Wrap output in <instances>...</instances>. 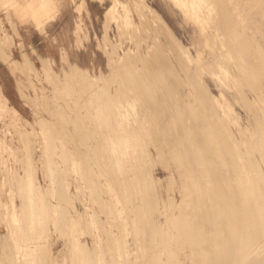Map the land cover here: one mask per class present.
<instances>
[{"label":"rangeland","instance_id":"374dc122","mask_svg":"<svg viewBox=\"0 0 264 264\" xmlns=\"http://www.w3.org/2000/svg\"><path fill=\"white\" fill-rule=\"evenodd\" d=\"M4 1H6V3ZM14 1H16V4H19V5L18 6H13L12 4L9 5L8 4L9 2L7 0H0V44L2 46V47L0 46V202H1L0 203V264H28L27 258L32 257L31 256L32 252L29 249V248L32 249V246H33V244L31 245L32 241L31 240L26 241V242L22 241V244H21L19 240L17 239L18 237L15 239L14 238L15 234H10V229L13 224H10L9 222L10 220H8L7 218V217H10V215L12 214L11 210L13 211L14 207L18 210L23 208L24 202L22 201L23 198L21 197V194H20L21 192L20 183L22 182L21 180L23 179V177L24 179L26 178L30 179L34 177V175H32L31 173L33 174L37 173L35 174L36 179H37L36 182L39 185V187L42 188L41 189L42 194H44L45 197L41 195V193L39 196L40 197L43 196V198H46V200L49 199L47 200L49 207L46 206V209H45L46 213L45 212L43 213L41 211L42 215L40 218V222L38 226L34 228V232H33L35 239L38 241L37 251L39 253V256L41 255L45 256L43 259L41 257L39 258L37 257V264H65V262L66 264H82L80 253L77 251H74V248H73L74 241L77 239V236H78L77 234H79L77 231H73V228H72L74 227V220L77 218V213L78 212L84 213L85 212L84 208H88V209L91 208L88 210V212L90 213V215L92 214L94 216L96 215L94 213L100 214L101 209L99 210V208L101 207L103 208L102 205L104 204L107 206L109 205V208L107 207L108 211L110 210V207H111V204H110L111 202H109L110 197L108 196L109 192L105 187L107 182H104V180L106 179L105 181H107L108 178L107 176L104 175L105 173L103 175L101 174L103 176V177L101 176L102 178L99 177L100 173L104 170H102L100 167V169L102 170L100 171L99 167H96L99 165L97 164L95 165L94 163L95 160H94V156L92 153H91V156L87 155V154L90 155L91 150L92 152H95L98 155L100 153L99 159H101V161L104 163L103 165L107 164L103 167V169L105 170L108 169V173H110L109 174L110 177L113 176L111 179L112 181L114 180L113 182H115L114 186L116 187V190H119L120 194H123V196L127 195L125 198H128V200H130L126 202L127 203L126 204V207H127L126 215L130 214V217H135L137 216V213H139L140 221L143 222L142 225L156 221L154 223H156L158 226L160 225V227L163 226L164 228L166 226V221L168 223V220H170L169 219L170 217H173V215L179 216L178 209H176L177 207H174L172 204L173 203L172 201L177 202L181 200V194L179 190L181 178L179 176L178 169H176L175 167L176 164L173 161L174 154H175L173 153V151L175 152L176 150V144L174 142V139H176V137L179 135H185L186 134L185 132L188 131L187 130L188 125H191V122L193 120L194 121L192 122V124L195 122V119H194L195 112L194 111L196 110L194 111H192L193 109L191 110L192 106H194L193 108H197L199 106V103L197 101L195 102L196 100L195 95H196V98H198L197 96L203 94L205 89L209 88L208 91L210 92V95L212 97L219 98L220 101L223 103H230L231 106L234 108V109L232 108V112H231L232 116L225 115L222 109H218L217 113L221 111L219 115L222 116L223 121L218 120V119H221L220 117L215 118V121H214V119L211 118L212 110L209 111V108L204 109L205 111L203 115L200 112L196 111L197 112L196 118L203 117L205 119V115L206 116L209 115L210 117L209 120L213 119L214 121L213 122L211 120L212 122L209 121V123H212L214 127H215V124L216 126L217 125L219 126L222 124L227 126L228 127L227 129H229L228 132H231L232 135H234L239 140L241 139V141L242 140L244 141L246 139L248 140L251 135L250 133L251 131H249V128L251 130L254 127H256L255 125L256 116L253 115V110L255 109V107L246 104V102L248 100H250L249 102L254 100L256 96V91L253 90V88H257L259 84L261 83L262 79L255 78V80H253V82L251 83V84H254L252 88H250L251 85L245 84V82H248L245 79H244L245 82L243 81V79L241 80V84L237 82L238 85L237 87H235L236 84L235 83L233 84L232 82L236 81L239 78L240 76L239 70H237L232 60L228 61V59L224 58V55L221 56L222 54L226 53L225 51L227 47L224 48L223 43L220 40L217 41L215 44L214 43L213 44L210 43L211 45L205 44L203 42L205 38L207 37L212 38L215 31H212L210 33L211 36L208 33L207 34L203 33L200 29V26L197 23H195L192 19L188 18L184 14V12L180 9V7L175 4L174 1L172 0H141L142 3L140 4V8L138 7L136 8L135 3L138 0H135V1L134 0H53L54 1V4H53L54 16L50 18L49 20L47 19L43 27H38L36 25V22L33 18V14L31 10L25 9L24 14L22 15L20 14V12H16V7L28 5V3L33 0H14ZM222 1L225 4H223L220 8L224 9L226 6L227 8L226 10L229 9V12H230L229 15L232 13L231 17H229L230 20L232 19L231 21L233 23L238 22L237 27H236L238 34H239L238 37L243 38V36L244 37L247 36L245 39H247V41L249 40L254 43V46L250 49V51L251 52L253 51V52L252 53L249 52L248 55L251 53V56H253L259 50L262 56L264 57V54H263L264 52V4H263L264 1L263 2L262 0H222ZM115 4H117L116 15H122L121 17H124L126 15V10L123 4L126 5V8H128V11H129L128 15L130 14L129 15L130 18L133 16L131 19L132 21H134L133 22L134 25H128L127 27H123L122 28L123 30H122L118 26V23L122 21L121 17L118 16V18L112 19L111 20L112 23L108 21V16H107L108 10L110 7L114 6ZM147 5L152 7L156 11V13L160 14L163 17V20L165 21L163 22L167 24V27H168L167 29L161 27L160 23H158L159 25L157 24L158 21L156 22V20H154L156 19V16L152 14L153 12L149 11V9L147 8ZM140 9L144 11L145 16L142 15L141 17H139V14L141 12H138V11ZM107 22H109L108 26L106 24ZM145 23H147V26L144 25ZM144 27H145V30L148 32L144 30L142 31V28L144 29ZM168 30L171 32L170 34H172L171 37L168 33ZM123 31L124 32L126 31V33L122 34ZM149 32L151 33L150 36H149ZM166 32L168 33L169 36H167ZM200 32L201 34L199 35ZM139 35L141 36L140 38L143 37L142 42L138 40ZM171 38L174 41L176 40V42L175 43L172 42L173 40ZM177 39L179 41H177ZM4 41L8 43L5 42L6 44L5 43L2 44ZM139 41L140 43H142V46L141 44H139ZM237 41L235 43H237ZM145 43H147V46ZM154 43L156 44V46ZM235 43H234V46L236 45ZM259 43L263 50L259 48ZM112 44H113V47H112ZM178 44H180L181 47L180 46L178 47ZM160 46H163L164 49L161 50L160 55H156L154 57V55H152L154 54L153 52L155 51L157 47L160 48ZM234 46H231V48ZM178 48L179 49L181 48V49L178 50ZM185 48L187 50H185ZM104 49L107 52H105ZM259 51L257 53H259ZM221 52L223 53L221 54ZM130 53L133 54L132 55L133 60L131 59ZM182 53L184 55H182ZM110 56L112 57L110 58ZM148 56L149 57L151 56V58L153 56L154 57L152 58L153 60L150 59ZM247 56L245 55V57ZM190 58L193 61H191ZM26 59L27 61H29L28 64L25 63ZM246 59H247V62L250 61L249 58H246ZM128 60L131 62H128ZM167 60L169 62H167ZM218 60L220 61L223 60L224 64L226 61L227 64H225V66L231 70L230 74L233 77L229 74L230 78L229 77L227 78L229 82L232 83L231 84L232 87L230 88L224 87L223 85H221V81L218 78L219 76L217 75L220 71L219 69L220 61L218 62ZM108 61L110 64L108 63ZM255 61H257V58L254 59V62ZM13 62H16L18 65L16 66ZM47 62L49 63L50 66L48 65ZM166 62H167V65H166ZM210 62L212 64L215 62V64L210 66L209 65ZM44 63H46V65ZM29 64H33V66L31 65L32 66L31 67ZM27 65H29V68L25 69V67H28ZM47 65L49 66L48 67L49 69L45 68ZM74 65H77V66L74 67ZM109 65H111L112 67H110ZM78 66L81 69H77ZM120 66H126V68L129 66L131 68L133 67L132 69H129L130 67L127 68V71L128 72L130 71V74H129L130 76L127 75L128 76L127 77L126 75H122V74L118 76L119 73L118 72L116 73V70L121 71L122 68ZM170 66H172L175 69L171 70L172 67ZM186 66L189 68L191 67L190 68L191 71ZM115 67L117 69H114ZM21 68L22 70H20ZM136 68L137 69L139 68V69L137 70ZM23 70L24 72H22ZM25 70L27 71L25 72ZM46 70L47 71L50 70V72L53 71L55 74H57L58 76V78H56L57 82L63 81L61 83L72 84L73 88L75 89L72 95L70 96L60 91H55V85H53L54 83L50 80H47L48 78L45 76V74H47ZM77 70L84 71V74L86 73L85 75L86 78L89 77L90 80L92 79L91 81L98 82L99 85L101 86L104 83H107V85L106 84L105 85L108 89L105 92L108 93L109 98L110 96L112 97L110 98V101L111 100L112 101L110 102L109 100L107 101L106 98H102L104 94H102L99 91L100 88L98 86L96 87L94 86L95 88L91 86H87V91H86V88L83 87L84 84L87 82L86 78L83 77L85 79H82L81 77H79ZM132 71H135L133 72L135 75L131 73ZM189 72L191 75L189 74ZM65 73L67 74V76ZM74 75H76L75 79H74ZM133 75H134V78L131 79ZM30 77L31 79L28 80V78ZM101 77H102V80L99 79ZM189 77L191 81L190 79H188ZM103 78L106 80L104 81ZM89 79L87 80L90 81ZM129 79L133 80L132 84L128 83ZM143 79L152 80L154 84H156L155 82H158L159 85L149 88L150 90L148 91L146 90L141 91L142 92V93L140 92L141 95L139 93V95L142 96V98L144 99L143 100L139 96L142 99V102L145 101L144 105L147 104L146 108L145 106H143L144 108L140 107L139 111L141 112L142 110H144L145 113H153V114L156 113V114L151 118V120L148 123L150 128H147V130L149 129L148 133H150L151 135L150 136L148 135L149 138L147 137V141H145L146 139H143L144 144L142 143L145 147L147 144H149L147 145L148 148L147 147L145 148L143 145H141V147L138 146V148H136V151L137 152L139 151V152L138 153L136 152L137 154L134 152V155L138 157V159L135 158L136 160L134 159L133 161V167L135 169L131 167L129 168L130 172L129 170L127 171L128 168L123 172L120 161L116 154L115 140H117L119 147H122V152L124 153L125 160H126L125 164H127V162L131 163V160H130L131 158L128 155L124 147L121 133H120V127L118 125V122L115 119L114 113H115L116 107L114 103L116 104V101L118 103L120 99L125 100V95L126 96L129 95L128 88L131 86L132 87L136 86L138 84L140 85V82ZM187 79L191 83H189ZM65 81L66 82L68 81V83H66ZM177 81H179V84ZM198 81L199 82L201 81L200 82L201 85H198L200 84ZM262 81L264 83V79ZM182 83L184 86H187V87H183ZM189 85H192V87ZM240 86H242L241 89L243 88L242 92L243 90H245L244 92L246 93L244 92L243 93L246 96H248V97H245L242 95L243 97L246 98L245 99L246 102L243 100L244 98L241 96L240 91H237V90H240ZM247 86H250V87H247ZM154 89L156 90V93ZM252 90L254 92H252ZM175 91L177 92L175 93ZM181 91H184L185 94L183 92L181 93ZM189 92L191 93V95ZM117 94L122 95L121 97H119L120 99L117 97ZM180 94L181 95L184 94V95L181 97ZM192 94L194 97H192ZM151 95L152 97H150ZM174 95L176 96V98ZM116 97L118 100H115ZM5 98H7V100ZM189 99H190V103L197 104V105L188 103ZM241 100H243L244 102L243 101L241 102ZM225 101H228V102H225ZM237 101L239 104L237 103ZM104 103L106 104V108H105ZM43 105H45V107ZM210 105L212 107L214 106L212 105V103ZM246 105H248V107H246ZM182 106L183 107L185 106L186 108L184 107L183 109ZM12 107L17 109L18 112L21 114V120H15L14 118L15 115L14 114L12 115L9 112L12 109ZM181 107L182 109L180 110ZM249 107H252V109H250ZM105 111L108 113L105 114L104 113ZM257 112L259 115L262 113L261 111H257ZM139 114L138 116L140 117L141 113ZM135 115H133L132 118H134ZM233 115L235 118L236 117L238 118L237 124H234L232 122ZM138 116L136 117L138 118ZM136 117L134 119H136ZM186 118L188 119L186 120ZM184 120H186V123L183 124L182 122H184ZM96 121L97 122L99 121V122L97 123ZM216 121L221 122V124L216 123ZM14 124H17V127H16L17 130H14L15 128ZM134 124L133 125L134 127H137L136 128L137 130L139 125L137 124V122H135ZM155 124H157V126H154ZM133 125L131 123V126ZM210 126L208 128L210 130L212 128L211 131L207 128L210 132L218 128L216 127L213 129V126L211 127ZM200 127L201 128H197L195 130V135H194L196 140H198L199 138V140L197 141V144L198 142L201 143L200 141L202 140L201 133L199 132L203 129H204L203 132L207 131L206 126H204L203 129L201 125ZM239 128H242L244 131L242 133H239L238 132ZM247 129L249 132L247 131ZM23 130L32 131L33 133H35L32 138L33 140H35L34 143L36 142L38 143L34 145L32 144L29 145L31 150L32 148L35 150V151L32 150L34 157L33 155H29L30 156L28 157L29 159L26 158L25 156L23 157V155H25L26 153L24 149V145L22 144L23 140L21 139V136H22L21 134L24 132ZM43 130L47 131V134H45L46 135L45 139L47 137L46 141L43 137L44 136ZM112 133L117 135L115 136L116 139L112 137ZM5 134H6V137H5ZM36 134L37 136H35ZM246 135L248 137H246ZM104 136L108 137V144H105V142L107 141L105 140ZM151 136L152 138L150 139ZM219 136L217 135L216 138L217 137L219 138ZM218 138L215 139L214 142L218 143L220 140H222L219 138L220 140L218 141ZM17 139L20 141H18ZM100 139L103 140V143L101 142L102 140ZM18 142L21 144H19ZM45 142L46 143L48 142L49 144H53L56 151L54 150H53L54 152H50L49 150L44 151L45 149L43 145L46 146ZM229 142H232V141H229ZM167 143L169 144L170 147L167 145ZM101 144L103 145L105 150H103L104 148L100 146ZM159 144L162 145L161 148ZM216 145L217 144H215V146ZM29 147H27V149H29ZM142 147L145 150L142 149ZM178 147L179 146L177 145V149ZM6 148L7 149L9 148V149L7 150ZM19 148L20 150L23 149V151H18ZM106 148H108L107 150H109V153L111 152L110 155L107 154ZM179 148L182 149L184 148V146L179 147ZM139 149L140 150L142 149L141 151L143 150L146 151L147 149V153L145 152L142 153ZM160 149L161 150L163 149V151H161ZM67 151L69 152V154H67L68 153ZM43 152H47L46 153L47 155L45 153L43 154ZM17 153L18 155H16ZM61 153L63 155H61ZM203 153H206V152L204 151ZM51 154L54 155L53 161L56 164V165L53 164L54 170L57 172L59 171L58 175H56L57 173H54L53 175V177L55 176L52 180L54 182L48 181V177L45 175V172L47 171V168L49 167V166L46 167V165H48L47 163H50V164L52 163L51 162L52 158L50 156ZM74 154L78 158L75 159V157H73ZM104 154L107 158L109 156L108 159H110L111 162L104 156ZM225 154L224 156L227 155ZM1 155L3 156L1 157ZM48 155L50 157H48L47 159ZM31 156L33 157V160L36 161L32 163V166L33 165L35 166L36 163H38L35 167L36 170L32 166L30 167L27 164V167H26V164H24L26 162L28 163L31 160L32 158ZM146 156H148V158ZM200 156L202 157L204 156V154H201ZM16 157L20 161L17 160ZM44 157L46 160L44 159ZM256 157L257 159H259L260 164L262 165L263 170H264V163L262 164L263 161L260 160V155L256 154L255 158ZM22 158H25V159L22 160ZM68 158L70 159L69 163H67L66 161V159L68 160ZM187 159L189 158H186L185 161H187ZM48 160L49 162L46 163L45 161H48ZM1 161L4 165L1 163ZM77 161H79L80 165L79 164L77 165ZM185 161L183 162L186 163ZM58 163H60L59 164L61 166L60 168L61 169L63 168L61 171H60V168L57 167L59 166ZM41 164L43 167H41ZM89 164L91 166L92 165L94 166L91 167L89 166ZM75 165L79 168L78 169L79 172L74 171ZM150 166H151V169L149 170H151L152 172L151 173L152 175H150L151 176L150 178H153V181L156 183V191L155 189H153L155 192L154 196L158 195L157 201L159 200L158 202L159 205L157 206H153L151 204L152 200L150 202H148L147 200L142 201L141 198L144 197L145 195L144 194L142 195L140 191H137L134 197H132L131 194H129L130 192L129 188L131 187V183L133 182V181L131 182V179L136 177V174L139 173L138 172L139 169L142 171V168L143 169L147 168L148 170ZM112 167L113 168L115 167V171H112ZM23 168H24V171H23ZM55 168H58V170H56ZM90 168H93V169L90 170ZM117 168L119 169V171L117 170ZM32 169H34V171H32ZM67 170L68 171L70 170L69 171L70 173ZM41 171L43 172V174L41 173ZM134 171L135 173H133ZM27 172L30 173L32 176L30 174H27ZM114 172L117 174H115ZM73 173H75L76 175H74ZM18 174H20L19 175L20 178ZM59 174H62V176ZM71 174H72V178H71ZM125 174H127L126 181H123L121 180V177L122 175H125ZM21 176H23L22 179H21ZM57 176L58 177L60 176V178H56ZM14 177L19 178V179L15 180ZM62 177L64 178L65 183H67V186H68V183H70L69 184L70 187L68 188L64 185L66 187V188L64 187L66 192H65V195L63 196H65L66 198L69 197V199L71 197V200H73V202L71 203L73 204L68 203L66 200H65L66 201L65 203L63 202V199L59 200L60 198L57 199L59 195L56 196V193H54L55 187L59 186L58 184L61 183L60 180L63 179ZM55 178L56 180L58 179L57 186H55L56 184ZM79 178H82V179L79 181ZM77 179L79 182L77 181ZM87 181L90 182L89 184L90 186L95 187V190L92 189V192H94V195L98 197L102 196L101 198L102 201L100 199L96 200L97 202L101 201L100 203L98 202L99 206L96 204L97 202L92 199L94 197L95 199H97L98 197L96 198V196H92L93 195L92 193L89 194V192H91L90 191L91 187L88 185ZM8 182H9V185H8ZM50 183L52 184L50 185ZM124 183L128 185L126 186ZM81 184L82 186H85V189L84 187H81ZM91 184H94V185H91ZM87 185L89 187L86 188ZM77 188L78 189L80 188V190L81 189L82 190L80 191ZM50 190L53 192V194H55V196H53V194H52L53 197L51 196ZM127 191H129L128 194H127ZM81 192L82 193L84 192V194H81ZM89 196L92 198H90ZM85 200L87 201L85 202ZM104 200L106 201L104 202ZM12 202H15V203H12ZM93 202H96V203H93ZM102 202L104 203L102 204ZM226 203H229V202L227 201ZM83 204L85 205V207L83 206ZM56 205H58V207L61 205L63 207L65 206L64 208L65 210L58 208ZM164 206L166 208H164ZM131 207L133 208V210ZM135 207L139 210V211L137 210L138 211L137 213L135 212L136 210ZM53 208H55L56 210ZM67 208L70 211V213L67 211ZM208 208H209V211L212 210L210 203L208 204V207L206 208V210H208ZM58 209H60L59 212H58ZM72 209H74V211ZM165 209H166V212H164ZM206 210L204 209V213L206 212ZM1 213L2 214L4 213V215H2ZM104 214L105 213L101 214L100 217L97 216V218L99 219L101 218V220L97 219L96 225L95 226L92 225L91 226V228L93 227L92 229L91 228L87 229V234L86 233L84 234L85 236L81 234L82 236L80 235L78 238L79 240L85 241L86 244L90 248H93L95 241L99 242V237L100 239H102L100 243L103 245H106V242H108L107 241L108 239L109 240L115 239L113 237L115 236L114 232L115 234L117 233L116 235L120 233V229L118 227L116 226L111 227V225H109L110 223L106 222L107 220L105 219H108L107 218L108 216ZM55 215L58 218L60 217L59 220L56 219L57 217H55ZM69 217L71 220V224H70L71 226H68L69 224L68 225L63 224ZM97 223H99V225H97ZM101 226H105L106 229L105 227L103 228ZM97 227L99 230L97 229ZM110 230H112L111 235L113 236H111L108 233ZM96 232L98 233L96 234ZM106 232L108 233L109 236L107 235ZM136 232L138 234L139 239L142 240V238H145L139 232V229H137ZM93 233H94V236H93ZM2 236H5V237H2ZM129 236H127L128 239L130 240L132 239L133 241L134 236L132 235V233ZM162 236L164 237V235ZM161 238L162 237H160L159 239ZM19 244L23 246V249H21L22 252L21 251L19 252V248H17ZM26 244L27 245L29 244V245L27 246ZM176 249L177 248L175 247L173 248L172 246L169 245L167 250L165 249L166 250L165 253L162 254L163 255L162 257L168 258L170 256H173L174 253L178 252L176 251ZM106 250L109 253V255L112 254V251L111 249H109V247H106ZM21 253L23 254L21 255ZM111 259L112 258L109 257L108 260H111ZM182 259H184V257H182ZM184 260L185 261L183 264H190V260L188 258H185ZM143 261H144V264H152V259L149 257L143 258ZM108 264H112V263L109 262Z\"/></svg>","mask_w":264,"mask_h":264},{"label":"bare ground","instance_id":"6f19581e","mask_svg":"<svg viewBox=\"0 0 264 264\" xmlns=\"http://www.w3.org/2000/svg\"><path fill=\"white\" fill-rule=\"evenodd\" d=\"M7 1L9 2L8 3L9 5L10 4H12L13 6H18L19 5V4H16V1H14V0H7ZM172 1H174L175 4L180 7V9L184 12V14L188 18L192 19L195 23H197L200 26V29H201V31L203 33H205V34L208 33L210 35V33L212 31H215V33H214V35H213L212 38H210V37L205 38V40L203 41L205 44H207V45H211L213 43L215 44L217 41L220 40L223 43V47L224 48L227 47L226 48V51H225L226 53L222 54L223 52H221L222 55L221 54L220 55L221 56L224 55V58L228 59V61L229 60H232L234 62V64H235L237 70H239V75H240L239 78L240 79L238 78L236 81L232 82L233 84L234 83L236 84L235 87H237V85H238L237 82L241 84V80L242 79H243V81H244V79L248 81V82H245V81L244 82L247 85L248 84L251 85V87L250 86H247V87H250V88L253 87L254 84H251V83L253 82V80H255V78H261L262 80L264 79V57L262 56V54L260 53V51L258 49L257 50L259 51V53H257L258 52L257 51L253 56H251V53L253 51L251 52L250 49L254 46V43L251 42V41H249V40L247 41V39H245L247 36L244 37L242 35L243 38L238 37L239 34H238L237 29H236L238 22L237 23H235V22L233 23L231 21L232 19L230 20L229 17H231L232 13L229 15V13H230L229 12V9L226 10L227 9L226 6H225V8L223 7L224 9L220 8L223 4H225V3H223L222 0H172ZM263 1L264 0H262V2ZM4 2L6 3V1H4ZM141 3H142L141 0L136 1V3H135L136 8L137 7L140 8V4ZM53 4H54V1L53 0H37V1L36 0H33V1H30L28 3V5H23V6H20V7H16V12H20V14L22 15V14H24L25 9L26 10L27 9L31 10L32 11V14H33V18H34V20L36 22V25L38 27H43L45 21L47 19L49 20L50 18H52L54 16V14H53V11H54ZM77 5H78V3H77ZM116 6H117V4H115L114 6L110 7L109 10H108V13H107L108 15L107 16H108V21L109 22H111L112 19L118 18V16L119 17L122 16V15H116ZM123 6L125 7L126 15L124 17H121L122 18V21L118 23V26L121 29L123 27H127L128 25H134V23H133L134 21H132V19H131L133 16L130 18V16H129L130 14L128 15V13H129L128 8H126V5L125 4H123ZM147 8L149 9L150 12H153L152 14H154L156 16V19H154V20H156V22L158 21L157 24L160 23V26L161 27L167 29L168 27H167V24L164 23L165 21L163 20V17L160 14L156 13V11L152 7H150V6L147 5ZM140 10L138 11V12H141L139 14V17H141L142 15L145 16L144 11H142V10L140 11ZM109 22L106 23L107 26H108V23ZM141 23H142V21H141ZM147 23H145L144 25L147 26ZM78 27H80V26H78ZM148 28H147V30H148ZM143 30L146 31L145 30V27H144V29L142 28V31ZM150 30H151V28H150ZM169 30H168V33H169V35L171 37L172 34H170L171 32ZM146 32H148V31H146ZM123 33L125 34L126 31L125 32L123 31L122 34ZM168 33H167V36H169ZM150 34L151 33L149 32V36H150ZM200 34H201V32L199 33V35ZM140 35H139V37L138 36L137 37L139 38L138 40H140L142 42V38L143 37L140 38L142 36V35L141 36ZM146 38H145V40H146ZM107 39H108V37H107ZM175 39H176V37H175ZM140 41H139V44H141V46H142V43H140ZM177 41H179V40L177 39ZM236 41H237V43H235ZM5 42L6 41H4L2 44H4ZM156 42H157V40H156ZM172 42L175 43L176 40L175 41L173 40ZM6 43H8V42H6ZM234 43L236 44L235 46H234ZM256 43H258V42H256ZM139 44H138V46H139ZM145 44L147 46V43H145ZM0 46H1V44H0ZM99 46H100V44H99ZM136 46H137V44H136ZM155 46H156V44H155ZM173 46H174V44H173ZM179 46H180V44H178V47ZM231 46H234V47L231 48ZM112 47H113V44H112ZM153 48H152V50H153ZM157 48L153 52L154 54H152V55H154V57L156 55H160L161 50L164 49L163 46H160V48H158V49ZM259 48L262 49L260 43H259ZM180 49L178 48V50H180ZM185 50H187V49L185 48ZM104 51H105V49H104ZM105 52H107V51H105ZM249 52H251V53L248 55ZM183 53H185V52H183ZM183 53H182V55H184ZM180 54H181V52H180ZM263 54H264V52H263ZM130 55H131V59H132V55L133 54L130 53ZM245 55L246 56L248 55V56L245 57ZM199 56H200V54H199ZM111 57L112 56H110V58ZM154 57L152 56V58H154ZM189 57H191V56H189ZM126 58H128V57H126ZM145 58H147V57H145ZM149 58L152 59L151 56ZM246 58H249L250 61L247 62V59ZM255 58H257V61L254 62V59ZM176 59H178V58H176ZM165 61H163V62H165ZM191 61H193V60L191 59ZM219 61L220 60H218V62ZM222 61L219 62V64H220V68H219L220 71H219L218 74L217 73L216 74L219 76L218 78L221 81V85H223L224 87L230 88V87H232L231 86L232 83H230L227 78L228 77L230 78L229 74L231 73L230 72L231 70L228 69L225 66V64H227L226 61H225V64H224V61L223 62ZM128 62H131V61L128 60ZM167 62H169V61L167 60ZM167 62H166V65H167ZM13 63L16 66L18 65L16 62H13ZM25 63L28 64L29 61H27V59H26ZM25 63H24V65H25ZM108 63H109V61H108ZM144 63H145V61H144ZM170 63H172V62H170ZM246 63H248V64H246ZM44 64L46 65V63H44ZM190 64H191V62H190ZM214 64H215V62L213 64L210 62L209 65L211 66V65H214ZM29 65L30 66L31 65L33 66V64H29ZM29 65H27L28 67H25V69L26 68H29ZM48 65H49V63H48ZM48 65L45 67L46 69L50 66V65L49 66ZM123 65H124V63H123ZM75 66H77V65H74V67ZM109 66L112 67L111 65H109ZM172 66H170V67H172ZM120 67L122 68L121 71L120 70L119 71L116 70V73L117 72L119 73L118 76H120V74L126 75V76L127 75L130 76L129 75L130 74V71L129 72L127 71V68H129L130 66L127 67V68H126V66H120ZM168 67H169V65H168ZM132 68L130 67L129 69H132ZM187 68H189V67H187ZM190 68H189V70H190ZM206 68H208V67H206ZM15 69H16V67H15ZM17 69H19V68H17ZM23 69H24V67H23ZM77 69H81V68H79V66H78ZM114 69H117V68L115 67ZM172 69H175V68L172 67L171 70ZM20 70H22V68ZM26 71L27 70H25V72ZM22 72H24V70ZM133 72H135V71H132L131 73H133ZM138 72H140V71H138ZM46 73L47 74H45V76L48 78L47 80H50V81H52L54 83L53 85H55V91H60V92H62L64 94H67V95H70V96L75 91V89L73 88L72 84H69L68 81L67 82L65 81L68 84L61 83L63 81L57 82V79L56 78H58V76L53 71L50 72V70H48V71L46 70ZM191 73H193V72H191ZM29 74H30V72H29ZM78 74L77 75L79 77H81L82 79H85L86 78V76H85L86 73L84 74V71L79 70L78 71ZM189 74H190V72H189ZM134 75H133V77L131 76L132 77L131 79L134 78ZM66 76H67V74H66ZM137 76H138V74H137ZM140 76H142V75H140ZM83 77H85V78H83ZM75 78H76V75H74V79ZM112 78H114V77H112ZM30 79H31V77L28 78V80H30ZM55 79H56V81H55ZM87 79H89V77L86 78V81L87 82L85 84L83 83L84 84L83 87L86 88V91H87V86H91V87L98 86L100 88L99 91L102 94H104V96H102V98H106L107 101L108 100L110 101V98H112V97L110 96V98H109L108 93L105 92L108 89L106 87L107 83H104L101 86V85H99L98 82H93V81H91L92 79L91 80L89 79L90 81H88ZM99 79L102 80V77L99 78ZM178 79H179V77H178ZM188 79H190V77ZM105 80L106 79H104V81ZM262 80H261V83L259 84V86L257 88H253V90L256 91V96H255L254 100L251 101V102H249L250 100H248L247 102L245 101V99H246L245 97H248V96H246L244 94V93H246V92H244L245 90H243L244 93L242 92V89H243V88L241 89L242 86H240V90H237V91H240L241 96L242 95L245 96V97H243V96L242 97L244 98L243 100L246 102V104L255 107V109L253 110V115L256 116L255 117L256 118V121H255L256 127H254L251 130L249 128V131H251L250 132L251 135H250V137H249L248 140L246 139L244 141L243 140L241 141V139L239 140L234 135H232L231 132H228L229 129H227L228 128L227 126H225L223 124L222 125H219V126L218 125L216 126V124L214 123L215 124V127H214L212 125V123H209V121H211V120L213 121V119L215 121V118H217V117L218 118L220 117L222 119V116L219 115V113L221 111L219 113H217L218 109H222L224 111V114L225 115L232 116L231 115L232 114L231 112H232V108L233 107L231 106L230 103H223V102L220 101L219 98L212 97L210 95V92L208 91L209 88L208 89H205L204 93L201 94V95H199L200 97L197 96L198 98H196V95H195V99H196L195 102L197 101L199 103V106L198 107L196 106L197 108H193L194 106H192V108L190 107L191 110L192 109H193L192 111L196 110V111L200 112L203 115V113L205 111L204 109H208L209 108V111L212 110V112H211L212 113L211 114L212 115L211 118H213V119L209 120L210 117H209L208 113H207L208 116L205 115V119L203 117H197L196 118V113L197 112L194 111L195 112V117H194L195 122L192 124V122L194 121L193 120L191 122V125H188V129L186 128L188 131L185 132L186 133L185 135H179V136L176 137V139H174V142L176 144V150H175V152L173 151V153H175L176 155L174 154V158L173 157L172 158L174 159L173 161L176 164L175 167H176V169H178L179 176L181 178V182H180V185H179V190H180V194H181V200L180 201H177L179 203H177L175 201H172L173 202L172 203L173 206L174 207H177L176 209H178L179 216L173 215V217H170L169 218L170 220H168V223L166 221V226L164 228H163V226L160 227V225L158 226L156 223H154L156 221H153L152 223H147L145 225H142L143 222L140 221V215H139V213H137L139 211L136 208L137 206L135 207L136 208L135 212L137 213V216L130 217V214H127L126 215V209H127V207H126V204L127 203L126 202L127 201H130V200H128V198H125L127 195L123 196V194H120L119 190H116V187L114 186V183L115 182H113L114 180L112 181V179H111L113 176L110 177V175H109L110 173H108V169L107 170L103 169V167L105 165H107V164L103 165L104 163L101 161V159H99L100 153L98 155L95 152H92V150H91L90 155L87 154L88 156H91V153H92L93 156H94V160H95L94 163H95V165L96 164L99 165V166H96V167H99V169L101 167V169L104 170V171H102L100 169V171H102V172L100 173V176L99 177H101L105 173L104 175L107 176V178H108L107 181H105L106 179L104 178L105 179L104 182H107V184H106L105 187H106V189L109 192V195L108 196L110 197L109 202H111L110 203L111 204V207H110V210L108 211L107 209L109 208V205L108 206L105 205V204H104L105 206L102 205L103 208L102 207L99 208V210L101 209L100 214L94 213V214H96V215H94L95 217L92 214H91L92 215L91 216L90 213L88 212V210L91 209V208H89V209L88 208H84L85 209L84 210L85 211L84 213L83 212H81V213L78 212L77 213V218L74 220V227H72V228H73V231H77L79 234H77L78 236H77V239L74 241L73 248H74V251H77V252L80 253L82 264H108L109 262H111L112 264H144L143 258H145V257L151 258L152 259V264H183L184 261H185L184 260L185 258H188L190 260V264H264V170H263L262 165L260 164L259 159H257V157L255 158V155L256 154L260 155V160L263 161V162L261 161L262 164L264 163V83H263ZM58 81H59V79H58ZM132 81L133 80H130L129 79L128 80V83L129 84H132ZM190 81H191V79H190ZM190 81H189V83H191ZM177 82L179 84V81H177ZM193 82H194V80H193ZM155 83L156 84H154V82L152 80L143 79V80H141L140 85L138 84L136 86H133V87L131 86V87L128 88L129 95H127V96L125 95V100L124 99L122 100V99L119 98V97L122 96L121 94H117V97L120 100L118 101V103L116 101V104L114 103L115 101L113 102L114 105H115V107H116L115 108L116 110H115V113H114L115 114V119L118 122V125L120 127V133H121L122 141H123L124 147H125L128 155L131 158L130 159L131 160V163H128L127 162V164H125L126 163V160H125L124 153L122 152V147H119V144H118L117 140H115V142H116L115 143V145H116V154H117L118 159L120 161L121 168H122V171L123 172L127 168H128L127 171L129 170V172H130V169L129 168L133 167V161H134V159L135 158L138 159V157L136 155H134V152L135 153L137 152L136 151V148H138V146L141 147V145L144 144V142H143L144 140L143 139H146L145 141H147L148 135L149 136L151 135L150 133H148V130L149 129L147 130V128H150V126H149L148 123H149V121L151 120V118L156 113L155 114H153V113H145L144 110H142L143 112L142 111L141 112L139 111L140 107L145 106V108H146V105H147V104L144 105V102L145 101L142 102V99L143 98L140 95L142 93L141 91H144V90L148 91V90H150L149 88H151L153 86H158L159 85L158 82H155ZM188 84H186V85H188ZM182 85H183V83H182ZM198 85H201V83L198 84ZM189 86L192 87V85H189ZM183 87H187V86H184L183 85ZM160 88H159V90H160ZM253 90H252V92H254ZM176 92L177 91H175V93ZM182 92L184 93V91H181V93ZM139 93H140V95H139ZM155 93H156V90H155ZM184 94H182V95L180 94L181 97ZM190 95H191V93H190ZM137 96H138V98H137ZM148 96H149V94H148ZM176 96H177V94H176ZM176 96H175V98H176ZM117 97L115 98V100H118ZM150 97H152V95ZM192 97H194L193 94H192ZM5 99L7 100V98H5ZM103 100H105V99H103ZM243 100H241V102ZM193 101H194V99H193ZM225 102H228V101H225ZM188 103H190V99H189V102ZM211 103H212V105H214L213 107L210 105ZM237 103H238V101H237ZM185 104H186V102H185ZM190 104H193V103H190ZM193 105H197V104H193ZM248 105H246V107H248ZM255 105L257 106V108H256ZM43 106L45 107V105H43ZM178 107H179V105H178ZM182 107L180 108V110L182 109ZM184 107H183V109H184ZM105 108H106V104H105ZM249 108L252 109V107H249ZM257 111H261L262 113L259 115ZM9 112L12 115L13 114L15 115V117H14L15 120H21V114L18 112L17 109H15V108L12 107V109ZM108 112L105 111L104 113L106 114ZM149 112H151V111H149ZM181 112H183V111H181ZM139 113H141V116L140 117L138 116ZM133 115H135L134 118L136 116H138V118L137 117H136V119L132 118ZM185 116H186V114H185ZM187 119L188 118H186V120ZM221 119H218V120L219 121H223V119L222 120ZM186 120H184V122H182V123L183 124L186 123ZM217 121H216V123H220L221 124V122H217ZM135 122H137V124L139 125L138 126L136 124L138 126V129L137 130H136L137 127H134V125H135L134 123ZM152 122H154V121H152ZM232 122L234 124H237L238 123V118L237 117L235 118L234 115H233V118H232ZM131 123H132V125L133 124L134 125L131 126ZM210 124H211V126H213V129L216 128V127H218V128L215 129V130H213L212 132H210L212 130V128H211V130L208 128L210 126ZM14 125H15L14 130H17L16 129L17 124H14ZM200 125L202 126V129H203L204 126H206V129L208 128L210 131L208 129H207V131L205 129L206 132H203L204 129L201 130L199 133H201V139L202 140L200 141L201 143L198 142V144H197V141L199 140V138H198V140H196V138H195L194 135H195V130L197 128H201ZM154 126H157V124H155ZM243 131L244 130L242 128H239V130H238L239 133H242ZM247 131H248V129H247ZM43 133H44L43 134L44 135L43 137L45 139V136H46L45 134H47V131L46 130H43ZM34 134L35 133H33L32 131H24L21 134L22 135L21 136V139L23 140L22 144L24 145V149L26 151V153H25V155H23V157L25 156L26 158H28V157H30L29 155H33L32 150H34V149L32 148V150H31V148L29 147V145L30 144H32V145L38 144L37 142L34 143L35 140H33V138H32L34 136ZM145 134H147V135H145ZM219 134H220V136H219ZM244 134H245V132H244ZM217 135L219 136V138L221 136L223 137V138L222 137L220 138L222 140H220L217 137L218 138V141L220 140L219 142L217 141L218 143L214 142L215 139H217L216 138ZM35 136H37V134ZM115 136H117V135L112 133V137L114 139H116ZM145 136H146V138H145ZM5 137H6V134H5ZM246 137H248V136L246 135ZM104 138L107 141V142L104 141L105 144H108V137L107 136L106 137L104 136ZM151 138H152V136L150 137V139ZM46 139H47V137H46ZM46 139H45V141H46ZM100 140H102V139H100ZM3 141H4V139H3ZM18 141H20V140H18ZM229 141H232V142H229ZM70 142H71V140H70ZM101 142L103 143V140ZM161 142H163V141H161ZM19 144H21V143H19ZM105 144H104V146H105ZM160 144H159V146L161 148L162 145H160ZM215 144H217V145L215 146ZM147 145H149V144H147ZM147 145H146V147H147ZM167 145L169 146L168 143H167ZM167 145H166V147H167ZM177 145L179 147L184 146V148L181 149V148L178 147V149H177ZM100 146L102 148H104L102 144ZM27 147H29V149H27ZM43 147L45 149L44 151H47V150H49L50 152L56 151L55 148H54V146H53V144H49L48 142L46 143V146L43 145ZM95 147H97V146H95ZM154 148H155V146H154ZM107 149L108 148H106V150ZM142 149H144V148L142 147ZM157 149H159V148H157ZM29 150H31V151H29ZM96 150H98V149H96ZM99 150H100V148H99ZM103 150H105V148ZM144 150L141 151V152L142 153L143 152L147 153V149H146V151H144ZM18 151H23V149L20 150V148H19ZM161 151H163V149ZM204 151L206 153H203ZM30 152H32V153H30ZM63 152H64V150H63ZM97 152H99V151H97ZM106 152L109 155L111 154V152L109 153V150H107ZM158 152H160V151H158ZM44 153L46 154L47 152H43V154ZM62 153H61V155H63ZM52 154L50 155L51 158H52V161L51 160L50 161L52 163L51 164L50 163H47V162H49V160L48 161H45L48 164V165H46V167L49 166L47 168V171L45 172V175L48 177V181H50V182H54V181H52L53 178L55 177V176L53 177L54 173H57L56 175H58V173H59V171L57 172V171L54 170V165L53 164H55V162L53 161L54 160L53 159V156L54 155H52ZM67 154H69V152ZM201 154H204V156L201 157L200 156ZM224 154L226 156H224ZM3 155H1V157ZM16 155H18V153ZM50 156L48 155L47 156V159ZM104 156H105V154H104ZM14 157H15V155H14ZM33 157H34V155H33ZM33 157L31 158L30 161L28 160L29 161L28 163L26 162L27 160L25 161L26 163H24V164H26V167H27V164H28V166L31 167L32 166V163L33 162H36V161L33 160ZM73 157H75V159L78 158L75 154L73 155ZM146 157L148 158V156H146ZM108 158H109V156H108ZM186 158H189V159H187V161H185ZM23 159H25V158H22V160ZM44 159H45V157H44ZM1 160H2V158H1ZM8 160H9V158H8ZM17 160H19V159L17 158ZM108 160L110 161V159H108ZM66 161H67V163H69L70 159L68 158V160L66 159ZM183 161H185L186 163H184ZM3 162H5V161H3ZM1 163H2V161H1ZM182 163L185 164V165H183ZM37 164L38 163H36V165ZM42 164H43V162H42ZM42 164H41V167H43ZM59 164L60 163H58V165ZM78 164H79V161H77V165ZM36 165L35 166L33 165L32 167L35 168ZM134 165H135V163H134ZM89 166H91V165L89 164ZM92 166H94V165H92ZM57 167L60 168L61 166L59 165ZM55 169L58 170V168H55ZM62 169L60 168V171ZM78 169L79 168L75 165L74 171H78L79 172ZM92 169L93 168H90V170H92ZM149 169H151V166H150V168H148V170H147V168L146 169L145 168L144 169L142 168V171L139 169L141 171L140 172L138 170V172L140 174L139 173L136 174V177H134L135 175L132 176L135 179L134 178L131 179L132 177L130 178L131 179V182L132 181L133 182L131 183V187L129 188L130 192L127 191V194L129 192V194H131V196L134 197L136 195L137 191H140V193L142 195L143 194L145 195L144 197L141 198L142 201H144V200L146 201L147 200L148 202H150L152 200L151 204L153 206H157V205H159V203H158L159 200L157 201V198H158L157 196L158 195H155L156 196L155 197L154 196L155 192L153 190V189H155V191H156V183L153 181V178H150L151 177L150 175H152L151 174L152 172ZM35 170H36V168H35ZM117 170L119 171L118 168H117ZM23 171H24V168H23ZM32 171H34V169H32ZM112 171H115V167L114 168L112 167ZM41 173L43 174L42 171H41ZM133 173H135V171ZM27 174H30V173L27 172ZM31 174L34 175V177H32L30 179L29 178L28 179L27 178L24 179V177H23L24 175L21 176V179H22V177H23V179L21 180L22 182L20 183V188H21L20 194H21V197L24 199V200L22 199V201L24 202L23 203V208H21L20 210H18V209H16L14 207L13 208V211L11 210L12 214L10 215V217H7V218H8V220H10L9 221L10 224H13L12 227H11V229H10V234H15V237H14L15 239L18 237L17 239L19 240V242L21 244H22V241H25V242L26 241H30V240L32 241L31 242V245L33 244L32 249L29 248L31 250V252H32V255H31L32 257L31 258L30 257L27 258L28 259V262L27 263L28 264H37V257L38 258L41 257L43 259L45 256L44 255L39 256V253L37 251V248H38L37 243H38V241L35 239V236H34L33 232H34V228H36L38 226L39 222H40V218H41V215H42L41 214V211L43 213L44 212L46 213V210L45 209H46V206L49 205L48 202H47V200H49V199L46 200V198H43L44 194H42V190H41L42 188L39 187V185L36 182L37 179H36V175L35 174H37V173H35V174L31 173ZM73 174L76 175L75 173H73ZM115 174H117V173H115ZM19 175L20 174H18V176ZM59 175L62 176V174H59ZM80 176H81V174H80ZM126 177H127V174L122 175L121 180L126 181ZM19 178H20V176H19ZM19 178H15V180L16 179H19ZM56 178H60V176L59 177L57 176ZM56 178H55V180H56ZM71 178H72V174H71ZM81 179L82 178H79V181ZM63 180H64V178L60 180L61 181V183H60L61 185L57 183L58 179L56 180L55 186H57V184L59 186L58 187H55V190L53 189L55 191L54 193H56V196L59 195L57 199L60 198L59 200H62L63 199V202H65V203H66V201L68 203H71V202H73V200H71V197L69 199V197L66 198L65 196H63V195H65V192H66L65 191V188L66 187L67 188L70 187V185H69L70 183H68V186H67V183H65V180L63 182ZM74 181H76V180H74ZM77 181H78V179H77ZM9 182H8V185H9ZM51 184L52 183H50V185ZM89 184H90V182H88V185ZM124 184L127 186L129 184V182H128V184H126V183H124ZM88 185L86 186V188L90 186V185L89 186ZM91 185H94V184H91ZM81 187H84V189H85V186H82V184H81ZM90 187H91L90 188V191L91 192H89V194L92 193L93 194L92 196H96V195H94V192H92V189L95 190V187H93V186H90ZM78 190H80V188ZM46 191H47V189H46ZM40 193H41V195H43V196H41L42 198L39 196ZM50 194L52 196L53 192L51 191ZM81 194H84V192L83 193L81 192ZM146 194H147V196H146ZM53 196H55V194H53ZM128 196H130V195H128ZM97 197L98 196H96V198ZM90 198H92V197H90ZM101 198H102V196L98 197L97 199H95V197L92 198V199L95 200V201L100 199L102 201ZM11 200H12V198H11ZM86 201L87 200H85V202ZM105 201L106 200H104V202ZM227 201L229 203H226ZM96 202H93V203H96ZM98 202L96 203L97 205L100 203V202L99 203ZM104 202H102V204ZM12 203H15V202H12ZM209 203H210L211 209H212L210 211H209V208H208V210H206V208L208 207V204ZM71 204H73V203H71ZM84 204H83V206L85 207ZM91 204H92V202H91ZM56 206L58 207V205H56ZM61 206H59L58 208H60L62 210H65L64 209L65 206L64 207L62 206L63 208ZM134 206H135V204H134ZM164 208H166V207L164 206ZM53 209H55V208H53ZM60 209H58V212H59ZM204 209L206 210L205 213H204ZM72 210L74 211V209H72ZM132 210H133V208H132ZM67 211L70 213V211L68 210V208H67ZM76 211H77V209H76ZM164 212H166V209L164 210ZM103 213H105L108 216V217L106 216L108 218V219H105V220H107L106 222L107 223H110L109 225H111V227L112 226L118 227L120 229V233L118 235H116L117 233L115 234V232H114V235L116 236L115 237V236L111 235L112 230H110L108 233L111 236H113L115 239H111V240L105 239L108 242H106V245H103V244L100 243V241L102 239H100V237L98 236L99 237V242L95 241V243L93 245V248H90L86 244L85 241L79 240L78 238H79V236L81 234L82 235H84L85 233L87 234V229L91 228L92 225L95 226L97 219L98 220H101V218L99 219V218H97V216L100 217V215L103 214ZM130 213H131V211H130ZM7 214H8V212H7ZM132 214H133V212H132ZM163 214H165V213H163ZM2 215H4V213ZM67 215H69V214H67ZM21 217H23V218H21ZM55 217H57V216L55 215ZM59 218L57 217L56 219L59 220ZM171 218H172V220H171ZM69 220H70V217L67 218V220L63 224H66V225L69 224L68 226H71L70 225L71 224V220L70 221ZM4 221H5V219H4ZM158 224H160V223H158ZM97 225H99V223H97ZM101 227L104 228L105 226H101ZM97 229H98V227H97ZM97 229H96V231H97ZM105 229H106V227H105ZM137 229H139V232L142 234L143 237H145V238H142V240L138 238V234L136 232ZM105 231H107V230H105ZM97 233L98 232H96V234ZM106 233H105V235H106ZM108 233H107V235H108ZM131 233L134 236L133 237V241H132V239L130 240L127 237ZM162 235H164V237ZM93 236H94V233H93ZM111 236H110V238H111ZM2 237H5V236H2ZM129 237H131V236H129ZM160 237H162V238L159 239ZM169 245L172 246L173 248L174 247L177 248L176 251H178V252L177 253H174L173 256H170L168 258L162 257L163 256L162 254L165 253V251L167 250V248L169 247ZM18 246H17V248H19V252H20L21 249H23V246L20 245V244ZM106 247H109V249H111V251H112V254H110L111 256L107 252ZM2 249H4V248H2ZM27 250H28V248H27ZM22 254L23 253H21V255ZM18 256H19V254H18ZM109 257H111L112 259L111 260H108ZM182 257H184V259H182ZM65 264H66V262H65Z\"/></svg>","mask_w":264,"mask_h":264}]
</instances>
